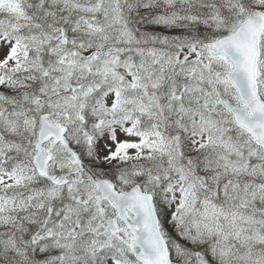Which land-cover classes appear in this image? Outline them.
Segmentation results:
<instances>
[{"label": "snow or ice", "instance_id": "1", "mask_svg": "<svg viewBox=\"0 0 264 264\" xmlns=\"http://www.w3.org/2000/svg\"><path fill=\"white\" fill-rule=\"evenodd\" d=\"M0 264H264V0H0Z\"/></svg>", "mask_w": 264, "mask_h": 264}]
</instances>
